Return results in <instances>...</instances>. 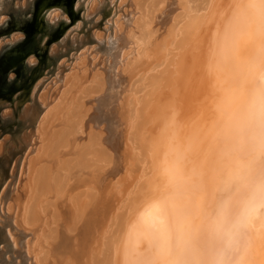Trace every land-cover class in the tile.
Returning a JSON list of instances; mask_svg holds the SVG:
<instances>
[{
  "label": "bare ground",
  "instance_id": "obj_1",
  "mask_svg": "<svg viewBox=\"0 0 264 264\" xmlns=\"http://www.w3.org/2000/svg\"><path fill=\"white\" fill-rule=\"evenodd\" d=\"M166 1L135 0L138 3L139 11L148 18L151 16V11L156 10V12L163 13L165 10L168 11L172 5L175 7V1L172 0L169 6ZM177 2V6L180 8L186 5V9L192 12L195 10H192V5L196 0H177ZM197 2L202 7H206V3L208 5L210 2L212 3L211 0H206V2L197 0ZM230 3L231 9L227 14L223 15L226 12L218 11L220 13H218L217 19L213 17L215 21L212 24L213 28L211 27L212 31L210 33L208 29L207 34L203 33L206 34V37L201 43L199 41L204 36L201 32L202 37L199 36V39L198 36L194 37V34L199 35L197 31H194V24L198 23L192 21L194 23L187 26L189 36L185 37L183 41L186 39V45L188 42L189 45H193L190 50L198 49L199 56L194 54V57L191 58L193 61L200 60V67L197 72L190 73L188 68L185 70V67H188L186 65L191 63V59L185 58V61L187 60L185 63L180 57L179 62L183 61V63L178 68L182 69H180L181 71L177 70V74L179 72L182 74L179 73L178 76L175 72L178 77L171 80V84L173 82L177 84L176 80L180 79L182 75V77L184 76L183 82L189 83L193 78L201 77L198 81V85L201 84L198 90L196 89L197 85L193 86L195 88L192 87V90H196L197 94L202 93L204 101H207V103L203 101L205 105L200 109L202 111L197 112L198 114L195 115L192 106L187 108L188 110L185 108L186 112H181V110V113L177 112L188 103L191 104L192 101H188L189 98H187L184 100L187 105H184L179 102L176 96L175 100L177 99L179 104L184 105L182 107L176 105L178 106L176 109L175 102L173 103L175 100L165 99V96L169 95L162 92L164 99L159 103V107H156L155 115L147 118V123L149 126L152 123L155 131L152 132L150 129L141 131L142 125L136 127L133 122L134 126L132 125L131 131L133 134L124 135L127 137L126 141L125 138H122L120 145L102 144L104 147L99 144V140H101L99 138H97L98 141L95 137L87 141L88 134L93 132V130L87 132L88 124L91 123V128H94L92 127V121H94L91 118L92 114L90 116L88 113L85 116V113L84 115L80 113L83 115L80 118L78 115L80 111L78 110V112L74 107L73 112L78 113L73 116L79 117V121L75 123L72 120L71 111L66 113L69 109L68 105L63 112L59 111L61 115H57V118L54 117L57 127L61 128L63 132L60 133L61 140L63 134L66 133L63 143L59 138V141L54 144L61 145L59 150L55 147L58 155L61 156L62 148H69L71 140L76 138L80 132L84 137H80L78 144H75L74 159L62 161L67 164L58 168L60 167L57 164L58 159L57 163L52 159L57 153L52 158L51 155H47L50 156L48 161L53 160L48 165L49 174L47 172L39 173L40 180L37 179L38 176L34 177L33 188L35 189L34 192L31 191L26 220L32 221L38 210L45 206L46 208L51 207L58 215L54 222L57 227V233L53 238L54 249L43 253L45 254V258L42 259L43 264H264V120L253 118L250 111L254 101H264V0H230ZM217 8L221 9L218 6ZM208 13L210 14V12ZM159 18L160 16H156L155 19V21H161L160 25H162L163 32L159 36L153 34L152 28L151 33H149V29L146 32L134 30V32H130L131 35L124 37L129 44L139 39L151 48L152 58L147 63L146 72L154 67L156 69V66L162 63L165 56L163 48L169 46L176 36L175 29L177 27H174L176 21L174 26L173 24L168 26L167 23L170 21L166 22L165 18L161 20ZM204 21L202 20L201 23L205 24ZM143 24L145 23H142V29L146 28ZM202 24L196 25V28ZM135 33H138L136 38ZM177 34L179 36V33ZM188 37L192 39L190 38V40ZM180 41L178 40V42ZM196 50L193 52L195 53ZM196 61L194 63H197ZM168 62L171 63L172 60ZM179 62L177 61L175 64L180 65ZM170 63L169 65H171ZM169 74L166 75V79L163 78V81L160 82L170 81L172 77H168ZM188 74L191 76L188 77ZM164 76L165 73L162 77ZM140 78L135 79L132 84L127 86V93L124 94L119 107L116 108L120 120L129 123L126 130L130 127L132 118H136L137 114L134 110L136 102L133 104L128 101L130 95L127 97L126 95L135 89L134 86L140 81ZM78 79L80 83L89 81V79H93L92 73L87 76H78ZM192 83L191 85H193ZM169 84L161 85L160 83L158 85L165 88ZM100 85L96 88L101 87ZM158 85L153 93L159 92L161 87ZM137 87L136 89L140 85ZM157 87L159 88L155 91ZM72 88L74 90V87ZM185 88L187 89V87ZM177 90L180 93V88ZM88 91L92 92L91 89ZM188 92L191 94L190 97L194 95L190 91ZM157 95L152 94V97L156 96L154 101L159 98L160 93ZM140 99L144 98L141 96ZM193 100V102L196 101V93ZM86 103L87 101L84 105ZM146 103L148 104V102ZM137 104L140 103L137 102ZM160 104H162V110H160ZM199 104L202 103L197 105ZM146 105L142 104L141 108L144 106L146 108ZM81 106L84 108L81 110L89 111L87 105V107ZM70 107L73 109V103ZM76 107L78 108V106ZM137 112L139 113V110ZM189 113L193 114L194 119ZM44 119L50 118L45 117ZM48 121L46 124L45 122L42 124L43 130H46V125L49 127L45 131L46 133L42 130L44 136L41 140L47 143L52 138H50L51 131L56 128L55 124H47ZM97 132L95 130V133ZM91 136L93 135L90 134ZM101 136L103 139L102 134ZM64 139L66 140L64 141ZM103 141L107 142L105 139ZM59 142L60 144H58ZM101 143L104 142L101 141ZM51 145L48 147L51 148ZM42 147L44 146L42 145ZM53 148L51 154L56 152ZM197 155L201 157H196ZM44 157L45 154L39 161H43ZM44 161L43 163L46 165L47 159ZM116 161L120 163L118 166H114ZM143 162L146 163L145 170L157 168V172L153 179H148L142 185V183H136L134 177L137 175L135 174L136 170L141 163L144 164ZM55 164H57L58 170ZM125 164L127 166L124 170L127 174L121 172ZM68 165L70 166L69 173L66 175L68 178L65 176L63 178L64 173L68 172ZM44 168L41 170L45 172ZM62 168L67 170L62 171ZM145 170L142 172L143 175ZM105 172L108 177L119 174V178L116 179V182L112 181L115 184H111L110 180L103 179L100 185L101 190L95 195L89 190L71 195L68 192V187L67 190L62 187L65 183L62 185L63 181L60 180L63 178L65 182L68 179L74 180L92 174H96L95 176L100 178ZM48 175L50 180L47 179ZM156 178H161L158 180L159 183ZM59 180L62 181L60 184ZM30 181L31 179L28 181L29 185H31ZM66 184L65 186H68ZM132 187L134 189L131 190ZM94 189L95 187L90 190L96 192ZM36 192L37 194H35ZM43 196L46 199H43ZM15 197V201H18L20 205L25 193L19 190ZM62 204L65 205L63 208ZM247 204L256 206L254 217L241 227H234L241 208ZM64 227L66 229L69 227L68 229L73 233L72 241L68 242V247L58 257H54L52 253L58 245L56 239H59V230ZM50 257L53 258L50 259Z\"/></svg>",
  "mask_w": 264,
  "mask_h": 264
},
{
  "label": "rangeland",
  "instance_id": "obj_2",
  "mask_svg": "<svg viewBox=\"0 0 264 264\" xmlns=\"http://www.w3.org/2000/svg\"><path fill=\"white\" fill-rule=\"evenodd\" d=\"M167 1V6H169V3H172V0ZM173 1H175V7L174 5H172L170 8L168 7V11L165 10V12L163 13H160L161 11L156 12V10L151 11V16L150 18H148L144 13L142 14V12L139 11L138 3H136L135 0H56L54 1L53 5L47 7V9L51 7L63 8L65 13L69 17L70 22H61L58 27L52 28L48 26L42 19V22L37 27V30L27 34L25 33L24 29L25 26L27 27L28 25L33 24L35 8L34 10H30L32 17L31 20H27L24 17L28 15V12L17 10L14 6L16 0H5L3 5L4 11L7 15H9L11 19L7 29H0V36L8 35L13 31H22L26 34L27 38L23 43L19 44L11 51L0 52V264H43L42 259L45 258V254L43 253L54 249L53 244L55 241H53V238L57 233V227L54 222L55 220H57V213L51 207L46 208L45 206L43 209L38 210V213H36V217L33 218L32 221H27L28 219L26 220V217L27 211L30 207L29 198L35 189L33 188V183H35L34 177L38 176L37 179L40 180L39 173L47 172L49 174L48 165L51 164L49 162H52L53 160L48 161L50 160V156L48 157L47 155H51L52 158L54 157L53 155L57 153L52 159H54L56 163L58 159L59 162L57 164L60 167H58L57 164H55V166L56 168H61L62 165L65 166L67 164L63 163L62 161L74 159L73 149L76 147L75 144H78V139H80V137H84L83 133L80 132L76 136V138L71 140L69 148L63 146L65 148H62L61 156L58 155L57 149H61V145L56 146L54 144L56 143V141H59L58 139L60 138V133L62 132L61 128L57 127L58 125L56 121V118L61 115L59 114V111L61 112L62 110L63 112L65 110V107L69 105V107H67L69 109H67L66 113H70L71 111L72 120L75 123L79 121V117H75V115L79 111L80 112L78 113V115L80 116V118L84 115V113L85 116L86 114L88 115V113L90 114V116L93 115L94 118L93 116L91 118L94 120L92 121V127L94 128H91V123L88 124L89 129L87 132H89V130L90 132H92L93 130V132L88 134L89 137H87L89 139L87 138V141L95 137L96 139H101L99 140L100 145L103 144L107 146H115L118 144L120 145L122 138H125L126 141L127 137H124V135L129 136V133H131L132 131V125L134 126V124L136 127L142 125V128L140 129L141 131L143 129H145V131H147V129H150L152 132L155 131V127L153 126V124L151 123L152 126L150 125V127L149 123H147V118L153 116V114L155 115V112L157 111L156 107H159V103L164 99V97H162L164 96L162 95V92L169 95L165 96V99L175 100V97L177 96L176 98L179 100V102L184 103V105H187L185 103L186 101H184L187 98H189L188 101H192H190L191 104L188 103L187 106L181 105V103L179 104L177 99L173 101V103H176H174L175 106H184L182 108L179 107L180 109L177 110V112L179 111V113L183 111L186 112L188 110L187 108H189L190 106H192L195 115L202 111L200 109H202L207 101H204L202 93L197 94L196 90H192V87L195 85H197V90L201 86L200 82V85H198V81L199 79H201V77H199L198 79L193 78L190 81L191 83L193 81V85H191L190 82L184 83V76L182 77V75L180 76V79L178 78L176 80L177 84H175V82L173 81L172 82L174 83V85L173 83L171 84V80L173 78L176 79L180 75L179 73L182 74V72H179V75L177 74V70L182 69L178 68V66L181 67L183 63V61L182 63L179 62L180 57H182L185 63L187 62V60L191 59V63H189L188 61L189 65L185 64L186 66H188L185 67V70H187L188 68V71L190 73L197 72V69H199L200 67V60L197 59L196 61L195 59L197 63H194L195 61H193L191 58L192 56L194 57V54L196 56H199L198 49H194L196 50V52L194 53V50H190L192 49L193 45H189L188 42L187 46L185 43L186 39L185 41H183L185 37L187 38V36H189L187 34V26H189L190 23H198L194 24V31H197V33H199V35L194 34V37L198 36V39L199 36H201L200 32L202 33V36L204 35L203 33L207 34L209 30L211 33L213 28L212 24L215 21V17L217 19L218 13L220 12H226L223 15L227 14L231 9V3L230 0H211L212 3L210 2L209 5L207 4V1V8L206 5V7H202L201 5H199L196 0L194 4L191 2L194 5V7L192 5V10L195 9L192 12L189 9H186V5L180 8V6H177V0ZM36 2L37 0H35V5ZM202 2H206V0H202ZM227 2L229 3V5ZM76 5H78V7H76ZM217 6L221 9L219 10ZM207 12H210V14H207ZM156 16H160L159 20L165 18L166 22L170 21L169 23H167L168 26L169 24H173L174 26V23L176 21V24L174 26L175 28L177 27L175 29L176 36L174 41L169 46L163 48V54L165 56L163 58V61H161L162 63H159L156 66V69H154V67V70L151 69L149 71L147 70L148 72H146L145 68H147V63H149L152 58L151 48L147 46V44L141 42V40L139 41V39H137L138 41L130 42L129 44L126 42V39L124 37L129 34L131 35L134 30H143L144 32H146L149 29V33H151L150 30L152 28L154 30L153 34L155 36H159L163 31L162 25H160L161 21H155ZM141 18H144L145 20H142ZM202 20H205V24L201 23ZM141 22L145 23L143 25L146 26V28L144 27V29H142L143 26ZM201 24L203 27L197 26L196 28V25ZM206 24H208L206 26L207 29L205 27ZM177 33H179V36ZM191 33L193 35V32ZM191 33L190 36L192 37ZM206 34L203 37L201 36L202 38L199 41L200 43L206 37ZM135 35L136 38L138 36V33H135ZM191 37L188 38L190 39ZM178 40L182 41L178 42ZM131 43L133 44L131 45ZM19 54L25 55V57L20 62L12 66V57H16ZM30 54L37 55L40 60L39 66L35 69H27L23 64L24 59ZM168 54L169 56H166ZM186 54L189 55L186 56ZM171 55L173 56L171 57ZM170 57L171 59H169ZM167 58L168 61L172 60L173 64L172 62L170 63L166 61ZM185 58L187 59L186 61ZM177 61L181 64L179 65L176 63V65L175 62ZM169 63L171 65H169ZM126 69H128L129 71ZM10 71H14L16 74V80L12 83L8 82V73ZM168 71L169 73H173L174 75L176 72L178 76L175 75V77L173 74L170 75ZM87 73H92L93 79H89V81L87 80L80 83L78 76H87ZM164 73L165 76L162 77ZM167 74H169L168 77H172L170 81L165 80L167 78ZM141 75L143 76V78ZM190 76L191 75L188 74V77ZM138 78H140V81L137 82L138 85L135 84V89L132 90L131 93L126 95V97L130 95V98L128 97V101L133 104L136 102V104H134V110L137 113L136 118L134 117L136 120L132 118V120L130 121V127L128 128V130H126L127 124L129 123L120 120V118L118 117V109L116 108L119 107L121 99H123L122 97L125 93H127V86L132 84V81H134L135 79L137 80ZM163 78H165L164 80L167 84L170 83L169 85H166L167 87L165 88L161 87V85L166 84L164 82H160L163 81ZM144 79H146V81H144ZM160 83L161 85H158ZM99 85L101 87L96 88ZM157 85L162 89L157 87V89L155 90L157 91L159 88V92L156 93H160L159 98L155 99L156 101L158 100L156 102L154 101V98H156V96L158 95L155 92L153 93V91ZM72 87H74V90H76L74 91ZM136 87L139 90L136 89ZM185 87H187V89ZM95 88L96 90L94 91ZM178 88H180V93L177 90ZM90 89L92 92L88 91ZM183 89L185 90L183 91ZM186 90L190 91L192 95L194 94V98H192L193 96L190 97L191 94H189V92L187 93ZM195 93L196 101L193 102V99H195ZM152 94H155L156 96L152 97ZM140 95L144 99H140ZM68 100H70L69 103ZM86 101L87 103L84 105ZM203 101L205 103H203ZM137 102L140 104H137ZM146 102H148V104ZM70 103H73V109L72 107H70ZM78 103H80V106L78 105ZM198 103L202 104L197 105ZM142 104H147L146 108L145 106L141 108ZM81 105H83L84 107L87 105L89 111L87 109L81 110L83 108ZM76 106H78V108ZM161 106L162 104H160V110H162ZM178 106H176V109H178ZM74 107L77 109V111H79L73 112V110H75ZM170 109L168 110L171 111ZM138 110L140 114L137 112ZM90 111L93 113H91ZM80 113H83V115H80ZM192 113L189 114L191 115ZM73 114L75 115L73 116ZM55 116L56 118H54ZM45 117L50 119L45 120ZM69 117L71 118V116ZM191 117L194 119L193 114L191 115ZM47 120H49L47 124H55L56 128L51 131L52 133L50 135L52 136H50V138H52L49 139L48 143L44 141L46 143L45 144L41 140L43 139L44 132L47 131L49 125H46V130H43L42 124H44V122L46 124ZM95 130L96 132H98L95 133ZM151 131L149 132L151 133ZM99 133L103 135V139H105L107 142L103 141L102 136ZM64 134L62 136V140L60 138V141L62 143L63 138H66ZM90 134L93 136L90 137ZM105 135L106 138H104ZM131 138H133L132 135ZM51 140L54 141L53 145H51ZM65 140L66 139H64V141ZM101 141L104 143H101ZM58 144H60V142ZM42 145L44 147H42ZM50 145L52 146L51 148L48 147ZM55 147H57V149H55ZM52 148L56 151L55 152L53 150L55 152L54 154L50 153ZM62 151L64 152V154ZM48 152L50 154H47ZM44 154V160L46 161L47 159L46 165L43 163L44 160L41 162L39 161L41 160L40 158L44 156ZM196 157L201 156L197 155ZM38 161L40 162V164ZM89 162H91L90 159ZM116 162L114 166H118L120 164L119 161L117 163ZM143 163L145 165L142 163L141 165H139L138 169L135 172V174L137 175L134 177V181L136 183H142V185L143 182L148 181V179H153L155 173L157 172V168L146 169V171V163ZM126 166L127 164H125V166L122 168V173L126 172L124 170ZM42 167H45V172L41 170L43 169ZM69 168L70 166L68 165V172L65 168L61 169L62 171H66L63 175V178L67 177L66 175H68L69 173ZM101 168L106 169L107 167ZM37 170L39 171L38 173ZM98 170L100 171V169ZM144 170L145 172L143 175L142 172ZM95 175L92 174L91 176L80 177L74 180L68 179L65 180V182L62 178L60 179L63 181L62 185L68 182V184H66L68 186H65V184L64 186H59L64 187L65 190H67L68 187V192H70L71 195L72 193L76 195L82 191L88 190L90 192H93V195H95L98 191L101 190L100 185L103 179L110 180L111 184H115L116 179L119 178V174L108 177L106 176V172L105 174L101 175L100 178ZM29 179H31V185H29ZM47 179H49V175ZM159 179L161 178H156L157 181ZM60 180L59 184L62 182ZM69 181L72 182L70 183ZM112 181L115 182L112 183ZM26 182L28 183V185ZM159 182L160 181H158L157 183ZM38 185L40 186V184ZM69 186L71 187V189ZM94 187V190H96V192L90 190ZM132 189L134 188L132 187L131 190ZM19 190L25 193V197L23 198V201L20 203V205L18 201H15V196L19 192ZM75 191L78 193H76ZM35 194H37V192ZM43 199H46V197H44ZM64 206L65 205L62 204L61 207L63 208ZM68 228L69 227H67L66 229L64 227L63 229L61 228V230H59V239H56L58 245L55 251L52 253L54 257H58V255L62 253L66 247H68V242L72 241L73 233ZM52 258L53 257H50V259Z\"/></svg>",
  "mask_w": 264,
  "mask_h": 264
},
{
  "label": "clouds",
  "instance_id": "obj_3",
  "mask_svg": "<svg viewBox=\"0 0 264 264\" xmlns=\"http://www.w3.org/2000/svg\"><path fill=\"white\" fill-rule=\"evenodd\" d=\"M5 0H0V29H7L10 17L4 11ZM17 10L27 11L28 15L24 18L31 20V11L35 8V0H16L14 5ZM78 7V5H76ZM43 21L50 27L56 28L61 22L69 23V17L61 7H51L44 10L41 13ZM26 34L22 31H13L8 35L0 36V52L11 51L16 48L19 44L26 40ZM24 66L27 69H35L39 66L40 60L35 54L28 55L24 61ZM16 80V74L14 71L8 73V82L12 83ZM251 115L257 120H264V101H254L251 106ZM256 213V206L254 204H247L241 208L240 214L237 217L234 227L239 228L246 222L250 221Z\"/></svg>",
  "mask_w": 264,
  "mask_h": 264
},
{
  "label": "water",
  "instance_id": "obj_4",
  "mask_svg": "<svg viewBox=\"0 0 264 264\" xmlns=\"http://www.w3.org/2000/svg\"><path fill=\"white\" fill-rule=\"evenodd\" d=\"M54 1L56 0H37L35 5V13H34V21L32 25L25 26V33L29 34L32 31H36L39 24L42 22L41 13L47 9V7L53 5ZM25 55L19 54L16 57H12V66L16 63L20 62Z\"/></svg>",
  "mask_w": 264,
  "mask_h": 264
}]
</instances>
